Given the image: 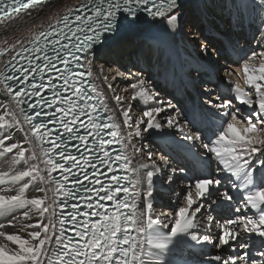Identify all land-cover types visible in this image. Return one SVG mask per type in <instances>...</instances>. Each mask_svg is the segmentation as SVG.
Here are the masks:
<instances>
[{
  "label": "snow or ice",
  "instance_id": "obj_1",
  "mask_svg": "<svg viewBox=\"0 0 264 264\" xmlns=\"http://www.w3.org/2000/svg\"><path fill=\"white\" fill-rule=\"evenodd\" d=\"M247 6L264 25V0ZM60 7L56 0H0L5 36L21 26L29 32L0 46V163L7 166L0 171V264H163L178 240L211 245L216 264H264V51L241 63L246 89L236 83L230 98L193 105L182 127L179 112L172 114L176 105L145 80L128 85L133 91L126 107L118 95L111 106L98 83L114 91L103 62L116 54L107 47L113 37L144 18L176 34L181 0H76L55 10ZM46 11L48 22L37 23ZM202 51L207 55L206 47ZM109 71L113 80L124 76ZM132 102L146 106L142 118L130 115ZM151 130L173 143V133L179 134L196 173L184 182L185 206L170 224L153 216L155 178L170 185L187 169L171 167L169 157L158 164L151 152V164L140 162L133 139ZM225 180L240 195L239 215L217 223L215 238L198 234L205 210L210 229L214 205L231 208L236 199Z\"/></svg>",
  "mask_w": 264,
  "mask_h": 264
},
{
  "label": "bare ground",
  "instance_id": "obj_2",
  "mask_svg": "<svg viewBox=\"0 0 264 264\" xmlns=\"http://www.w3.org/2000/svg\"><path fill=\"white\" fill-rule=\"evenodd\" d=\"M56 2L60 3L61 7L55 10L62 11L65 5H74L76 0H56ZM247 4L248 0H189L182 4L181 28L176 34L171 36L166 35L163 26L149 20L144 26L141 24L138 30L131 33L129 36L121 39L118 43L110 45L108 48L116 54L104 58L103 62H106L104 74L109 76V83L112 84L114 91L110 92L106 84L102 81L98 82L100 87L107 93L110 105H116V101L112 99V96L118 95L121 98V102L126 107L127 104L131 102L130 94L133 91L131 88H128V85L135 83L140 79L145 80L147 84H150L153 88L159 91L160 98L169 101L171 98L169 97V90H172V87H175L178 83V75L180 73L183 76L181 89L185 93L184 100L190 98V95H192L195 105L199 104L207 107L206 96L212 90V92L216 93L219 90V95L230 98L231 93L229 92V89L234 85V81L236 80L235 77L239 76L243 78L244 81V75L241 68L243 59L250 56L254 51L256 53L264 51V25L261 24V15L253 12ZM187 13L190 20L187 22V30L184 31L183 18ZM48 15L49 14L46 11L37 23L46 24L48 22ZM192 26L193 29L195 28V32L192 29ZM197 26L200 29L198 37L196 36L197 34H195L197 32ZM210 34L213 37H209L208 35ZM27 35H29L28 28L24 26H21V28L15 32L9 31L7 36H5L2 30H0V46H3L5 39L15 40L17 37ZM203 35L206 36L207 42L202 39ZM197 39L200 40L198 44L202 45L199 49H197L193 43ZM221 43L222 45L224 44L225 49H217L216 51L218 55L216 56L214 47L219 48ZM209 45L213 50H209ZM205 47L207 48V55L202 51ZM211 52L214 53V56L211 55ZM128 54H131L132 58L129 59L127 56ZM221 57H223L222 61L224 60L223 62L227 63L222 62L219 67L222 70L217 71L216 67L218 68V65L216 66V61L218 63ZM224 57L228 61H225ZM261 59V57L257 56L254 63L258 66ZM101 62V59L98 58L96 62L97 72L100 71ZM109 68L123 72L124 76L116 77L114 80L111 79L114 74L109 71ZM224 71L226 74L232 73V75H225L227 79H225L223 83L220 82L219 79H217L218 81L215 80L216 72L222 73ZM229 81H231V84L228 83ZM216 82H219L216 88L209 89L210 85H207V83L215 84ZM202 83H206V87L203 92H200V84ZM126 88L127 91H125ZM164 88L167 91L166 93H163L162 91ZM212 98V96L211 98L209 96V99ZM132 103L134 104L132 109L134 112L131 116L135 117L134 120L142 118V112L146 106L141 102ZM137 109L140 110L139 113H136ZM179 120L181 123L180 118ZM141 127H143V125ZM134 128L135 125L133 123L131 129H125V135L127 134V131L134 130ZM168 131V129H164V132ZM13 134L17 140L23 138V134L19 131H16ZM173 137L175 141H179L183 145L185 144L180 140L179 134L173 133ZM158 142L164 143L168 146H176L172 141L160 139V133L155 130H151L148 133H142V138L133 139L136 148H140L142 152L146 153L145 158H143L141 154H138L137 158L141 163L151 164V161H149L147 156V153L149 152H152L155 155L158 154V164L162 163V156H170L164 149L156 146ZM129 151H132L131 147L129 148ZM177 166L179 168V161H172L171 167L176 168ZM5 170H7V166L0 163V171ZM214 170L215 164L212 165L213 173L215 172ZM170 173V170L167 171L165 176ZM176 175L179 176V174ZM155 179L158 180V177ZM159 183L164 189L163 191H159L160 187L155 186L154 195L152 197L154 206L153 216H159L163 223L170 224V222L175 219L171 217V211H176L179 208V203L184 204L182 194L186 189L184 185L179 182L176 184L174 182L172 183V186L170 185L167 187L161 177H159ZM2 187L3 186H0V188ZM224 187L227 188L226 182L224 183ZM29 194L43 195V193ZM168 196L175 199L176 203L172 202L171 204H163L161 200H164V198L166 199ZM183 206H185V204ZM237 206L238 203H235L234 201L231 208L216 207L214 205L215 210L211 212V215L214 217L213 222L215 223V226L211 229V235L218 234L219 229L216 226L217 223L228 218L234 219L239 215V213L233 211ZM205 212L206 215L198 217L203 221L200 228L197 230L198 234L201 235L208 231V228L204 226L207 224V210H205ZM161 213L164 215H159ZM233 214H236V216ZM163 217H167L168 220H164ZM0 222H5L4 217L0 216ZM8 230L13 231V229ZM160 230L162 232L169 231V229L162 227ZM241 239L245 243H252V240L250 239L243 237ZM211 248L212 247L210 246L196 245L195 242L192 241L181 243L178 240L174 242V244L170 246L168 252L164 254L163 264H216V262L210 260V256L217 254V249L213 248L211 250ZM237 251L242 252L245 251V249H239L237 246ZM196 253H200V255L195 256L194 254ZM221 254L225 257L228 255L227 252H222ZM232 254L235 255L236 253L234 252Z\"/></svg>",
  "mask_w": 264,
  "mask_h": 264
},
{
  "label": "rangeland",
  "instance_id": "obj_3",
  "mask_svg": "<svg viewBox=\"0 0 264 264\" xmlns=\"http://www.w3.org/2000/svg\"><path fill=\"white\" fill-rule=\"evenodd\" d=\"M184 19V22H183V25H184V31H186L187 30V22H189V20H190V18H189V16H188V13L185 15V17L183 18ZM198 27V26H197ZM196 27V33L195 34H197L196 36L198 37V33H199V27L197 28ZM192 29H193V26H192ZM194 30V32H195V28L193 29ZM209 37H213L211 34L210 35H208ZM200 37H201V35H200ZM202 39H204L206 42H207V40H206V36L205 35H203L202 36ZM216 40V39H215ZM197 41V42H196ZM195 42H193L194 43V46L197 48V49H199L200 47H202V45H200V44H198V42L200 41V40H196ZM219 43V42H218ZM207 44V43H206ZM223 47V48H222ZM208 48H209V50L211 51V50H213V49H211V46L209 45L208 46ZM217 49H225V47H224V44L222 45V43L219 45V48L217 47V48H215L214 47V50L216 51ZM212 53V52H211ZM221 53V52H220ZM211 55H213L214 56V53H212ZM218 55V53H217V51H216V56ZM128 56V58L130 59V58H132V56H131V54H128L127 55ZM198 58H199V55H198ZM219 59V58H218ZM222 59H223V57H221V59H219V62L217 63V61H216V66L218 65V68L216 67V70L217 71H221L222 69L221 68H219L220 66H221V63L224 61H222ZM224 59H225V61H228V60H226V58L224 57ZM220 63V64H219ZM223 63H227V62H223ZM237 64V63H236ZM240 65V64H239ZM225 71H227V70H225ZM216 72V78H215V80H217V79H219V81L220 82H222L223 83V81H225V79H227V77L225 76V75H228L229 76V74L227 73L226 74V72ZM197 73H199V72H197ZM231 78V77H230ZM229 78V79H230ZM236 78V80L234 81V84H236V83H240V85L242 86V85H244V86H242L243 88H247L246 86H245V83H244V81H243V78H241V77H235ZM232 79V78H231ZM218 81V80H217ZM236 82V83H235ZM155 85V84H154ZM207 85H210L209 86V89H213V88H216V86H215V84H209V83H207ZM212 86V87H211ZM205 87H206V83L204 84V83H202V84H200V92H203V90H205ZM162 91H163V93H166L167 91L165 90V88L164 89H162ZM213 91V90H212ZM212 91H210L209 93H208V95L206 96V99H209V96H210V98H211V96L212 97H214V96H219L216 92H212ZM218 92V91H217ZM210 94V95H209ZM201 98V97H200ZM221 98H228V97H226V96H221ZM167 99H169V98H167ZM171 103H173L174 104V101L173 100H169ZM217 102H219V101H217ZM133 112L134 111H132L131 113H130V115H132L133 114ZM140 112V110L139 109H137L136 110V113H139ZM133 119H135V117H133ZM152 153V152H151ZM141 156L143 157V158H145L146 157V153L145 152H142V154H141ZM155 157V158H154ZM153 159L156 161V162H158V160H159V158H158V154L157 155H155V154H153ZM165 200H167L166 202H165ZM161 202L163 203V204H166V203H172V202H174V203H176V200L175 199H172V198H170L169 196L165 199L164 198V200H161ZM179 205V207H181V206H183L184 204L183 203H179L178 204ZM233 211H235V209H233ZM174 213H175V211H171V217L174 219L175 218V216H174ZM159 215H161V214H159ZM161 216H163V215H161ZM164 218V217H163ZM164 220H168V218L167 217H165L164 218ZM204 246H206V244L204 245ZM207 247V246H206ZM210 247H212V246H210ZM195 256H199L200 255V253H196V254H194Z\"/></svg>",
  "mask_w": 264,
  "mask_h": 264
},
{
  "label": "water",
  "instance_id": "obj_4",
  "mask_svg": "<svg viewBox=\"0 0 264 264\" xmlns=\"http://www.w3.org/2000/svg\"><path fill=\"white\" fill-rule=\"evenodd\" d=\"M186 1H189V0H181V3L183 4ZM145 24L146 23H143L142 25L144 26ZM140 25H138V26H136L134 28H131V29H125V30L121 31L115 37H113V39L108 43L107 47H109L112 44L118 43L121 39L125 38L126 36H129L131 33H133L136 30H138Z\"/></svg>",
  "mask_w": 264,
  "mask_h": 264
}]
</instances>
